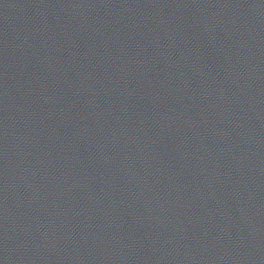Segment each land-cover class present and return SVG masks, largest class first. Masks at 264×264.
Here are the masks:
<instances>
[{
  "label": "water",
  "instance_id": "water-1",
  "mask_svg": "<svg viewBox=\"0 0 264 264\" xmlns=\"http://www.w3.org/2000/svg\"><path fill=\"white\" fill-rule=\"evenodd\" d=\"M0 264H264V0H0Z\"/></svg>",
  "mask_w": 264,
  "mask_h": 264
}]
</instances>
